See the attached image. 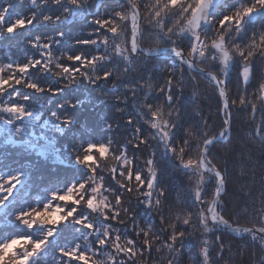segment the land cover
<instances>
[{"label":"snow or ice","instance_id":"snow-or-ice-1","mask_svg":"<svg viewBox=\"0 0 264 264\" xmlns=\"http://www.w3.org/2000/svg\"><path fill=\"white\" fill-rule=\"evenodd\" d=\"M28 4L25 13L14 0H0V44L25 33L18 42L22 54L0 59V264H155L154 251L165 253L160 259L166 264H179L194 221L202 235L215 237L201 241L199 264H213L211 252L224 259L228 232L264 250V190L253 197L259 208L237 212H252L259 224L225 218L227 165L251 154L250 145L238 149L232 140L236 111L251 109L255 126L248 138L264 147V80L247 91L256 65L264 66V0ZM78 21L90 28L86 38L64 30ZM42 26L55 30L36 31ZM160 57L170 66L157 85L143 72ZM234 71L235 97L228 84ZM186 74L194 89L203 80L216 93L218 132L200 111H182ZM125 82L122 95H109ZM57 97L45 118L36 106ZM107 100L113 101L112 116L98 110ZM124 117L132 134L116 140L111 133ZM149 147L140 165L135 153ZM161 161L195 177L175 212L160 180ZM133 196L143 212L133 209Z\"/></svg>","mask_w":264,"mask_h":264},{"label":"trees","instance_id":"trees-1","mask_svg":"<svg viewBox=\"0 0 264 264\" xmlns=\"http://www.w3.org/2000/svg\"><path fill=\"white\" fill-rule=\"evenodd\" d=\"M18 11H24L25 13L29 10V4L27 0L21 3L20 0H14ZM101 5L104 0H97ZM100 11L103 12L104 8L101 6ZM90 19V18H89ZM54 26H42L36 31L50 33L54 31ZM65 31H68L71 36L76 37H87V32L90 31L89 26L86 21H78L71 27H65ZM16 35L11 38V40H5L2 45L7 46L8 43L16 44L14 49H9V53L14 57L16 55L22 54V44L18 43L20 41L21 35ZM170 66V61L166 57H160L156 60L148 62L146 70L143 72L145 76L151 73L155 77L153 80L154 84L163 83V80L168 75V68ZM262 65L257 64L254 68L253 80L248 87L247 91L249 94L253 93L257 88L258 84L264 80V71H262ZM215 71V70H213ZM142 72L137 71L135 73V79L139 81ZM199 79V78H198ZM235 81L236 72L234 71L231 78L228 81L229 88L232 89V95L235 97ZM127 82L117 83L115 89L109 92V95L114 97L117 95H122L126 87ZM109 89L112 85H108ZM184 91L180 96L179 104L182 106V111H186L192 114L195 111H200L203 116L210 117V123H213L215 131H219L221 125V117L217 114L218 112V97L213 91V88L208 85L205 81L201 80L199 89H194L191 86L190 79L188 75H185V85L183 86ZM193 92H196L193 95ZM40 94H35L33 99H37ZM47 96L48 94H43ZM140 99H143L141 95ZM60 102V98H55V102L52 105L36 107L43 112L45 118H47L48 110L55 109L56 105ZM253 102L259 105V101L253 97ZM113 103L112 100L105 101V104L100 105L98 110L106 111L110 116L113 115V110L109 107ZM123 107V105H119ZM127 112H132L133 108L128 107ZM256 122H259V114L257 115ZM193 123V121H189ZM234 129L232 135V140L236 143L239 149L245 143L251 146L250 157L243 160L242 164L237 161L235 157L228 163V196L226 202L228 203V211L225 213V218L239 223L240 225L250 226L252 224H259L258 220L253 219V213L249 212L243 215H237L239 209L244 207L259 208L261 205L259 201L253 203V197L256 194L264 190L261 185V179L264 178V147H262L259 141L248 138V132L251 128L255 126L251 118V109L246 111H236L234 115ZM117 125L113 129L111 135H113L116 140L123 141L129 138L132 134L130 126L126 127V117L117 118ZM187 126V125H186ZM147 135V132L145 133ZM5 146L0 142V152H3ZM9 151H12L11 147H8ZM153 149L151 147L143 149V151H138L135 155L138 157L140 165H143L144 160L149 156ZM130 155L132 152L130 150ZM34 158V157H33ZM11 162V161H9ZM160 167L164 168L163 175L160 177L161 183L166 185L168 188V197L170 202H174L176 207H172L173 212L178 210L179 205L183 204V201L188 198L190 189L193 187V182L195 177L191 180L185 176V174L168 164L167 161H161ZM48 168L45 167L44 171ZM131 204L133 209H138L143 212V205L137 206L136 197L133 196L131 199ZM147 215L148 213H144ZM167 214V213H166ZM152 215H156L153 210ZM158 224V220H157ZM187 232L191 233L184 242V247L181 250V256L179 258V264H199V260L196 258V253L201 246V241L203 239H208L210 241L214 240L215 237L211 234L202 235L203 229L199 228L198 225L193 222L191 227L187 228ZM226 251L223 253L224 259L219 260L215 258V252H211L210 255L213 258V264H259L261 257H264V250H262L259 245H254L251 243L250 239L246 236H237L231 232H228L225 237ZM230 249V250H229ZM165 253L152 254V259L155 264H166L164 260L160 257L164 256Z\"/></svg>","mask_w":264,"mask_h":264},{"label":"rangeland","instance_id":"rangeland-1","mask_svg":"<svg viewBox=\"0 0 264 264\" xmlns=\"http://www.w3.org/2000/svg\"><path fill=\"white\" fill-rule=\"evenodd\" d=\"M5 54H10L9 49L7 48V46L0 44V59H3ZM10 55H12V54H10ZM13 58H15V57L13 56Z\"/></svg>","mask_w":264,"mask_h":264},{"label":"water","instance_id":"water-1","mask_svg":"<svg viewBox=\"0 0 264 264\" xmlns=\"http://www.w3.org/2000/svg\"><path fill=\"white\" fill-rule=\"evenodd\" d=\"M243 226H246V225H243ZM251 226V225H250ZM250 226H248V227H250Z\"/></svg>","mask_w":264,"mask_h":264}]
</instances>
